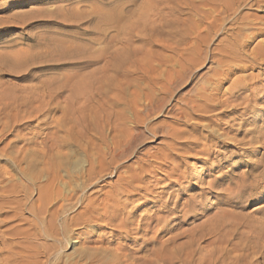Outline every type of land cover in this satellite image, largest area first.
<instances>
[{
  "label": "rangeland",
  "instance_id": "374dc122",
  "mask_svg": "<svg viewBox=\"0 0 264 264\" xmlns=\"http://www.w3.org/2000/svg\"><path fill=\"white\" fill-rule=\"evenodd\" d=\"M67 4L65 0H47L44 3H35L34 0H18L0 7L2 20L14 19L12 12H18L23 14L19 17L25 21L23 26L19 24L21 26L14 27L10 26V23L0 26V99L2 98V102L6 100L13 102L11 105L14 108L11 112L14 114H12V119L15 120H11L13 123L4 134H0L1 235L11 226L17 225L20 219L15 215L14 210L18 207L22 193L6 189L13 184L19 186L24 182L33 188L42 183L41 185H44L46 190L48 179L52 178L50 175H54L53 170L49 169L50 165L45 161L41 162L45 166L40 165L42 170L44 169L41 172V181L36 180L35 174L31 178L32 173L25 174L24 177L10 157L19 155L21 150L25 153L27 148L29 150L39 148L43 160L56 156L55 160L60 163L59 172H56V188L53 194L52 189L49 192L44 191L45 199L46 194L52 195L48 196L50 204L45 203L49 204L48 211L43 213L44 217H48L52 208L61 207L58 220L62 232L59 234L60 244L57 249L58 256L61 254L59 264H116L113 249L123 244L127 245L126 252L129 255L117 264H138L143 259L149 258L148 247L141 246L145 236L135 228L136 225L131 221L133 218H127L126 224L122 225L123 229L119 225L112 226L108 224V221L114 208L112 205L109 206L110 209L103 207L105 202L102 203V201L107 194L123 185L121 179L128 177L135 179V189L130 186L127 188H132L135 192L125 189L120 194V201L126 202L125 204L129 205H127L128 209L144 202L145 199L140 197L146 186L154 188L157 185L154 188L156 193L150 195L149 200L135 210L136 219L134 217L133 222H138L147 213L160 216L168 214L167 208L164 209L162 206V200L155 197L158 194H161L164 200H171L170 204L175 201L179 202V209L184 207V210H194L191 215L189 214L190 216H181L174 221L181 223L180 226H174L172 234L180 232L174 245L176 246L178 242L177 247L180 246V250L184 252L183 247L193 245L194 238H196L193 237L194 234L195 236L205 234L201 237L202 239L200 238L201 241L196 239V247L200 245L199 251H202L200 254L196 253L197 258L206 256L212 260V251L218 254L216 252L220 245L231 246L232 242L239 239L240 233L247 236L249 229L264 228V195L261 194L264 192V115L256 116L254 119L251 117V120L247 121L246 116L242 115L243 109L237 110L240 106L233 111L229 110L231 107L228 108L225 105L211 107L212 109L210 108L207 112L200 109V107L203 108V87L207 85L208 91L212 92L213 86L219 79L216 73L218 68L213 61L212 54L216 51L217 55L222 56L218 53L219 50L224 47H231V49L238 47L245 43L244 41L252 31H256L257 28L254 26L260 23L264 25V0H73L71 11L74 15L72 12H67ZM65 6L66 8H62ZM58 7L61 10L64 9L61 11L63 15L74 18L65 21L53 16L51 13ZM40 9L42 13L38 12ZM108 13H111V16ZM113 14L118 15L117 19L120 17L115 24L118 22L123 26L113 24ZM102 15L104 18L107 16L105 18L107 22L111 20L108 22L109 25L107 22L104 24L98 22L100 21L98 18ZM102 27L104 31H98ZM86 30L89 33H85ZM52 38L63 42L50 43ZM263 40L264 36L256 37L252 46ZM77 44L83 45L87 50H84L85 53L87 52L86 55L94 56L95 54V57L99 55L100 60L92 56L93 63L84 67L76 63V60H59L57 48L62 46L67 49V45L70 48ZM97 50L99 54H96ZM123 53L124 55L127 53L126 60L120 57ZM128 53L129 56L132 55L131 58H136L134 61H142L143 66L139 63V65L132 66L133 62L130 63L131 66L127 64V60L129 62L133 60L127 56ZM119 54L121 60L126 62L122 61L124 66L130 67L129 72L125 71L124 74L114 71L117 69L119 60L114 61L117 60ZM141 57L145 59L140 60ZM113 62L117 65H113ZM122 62L120 61L121 65ZM121 65H118L120 70H127V67L123 69L124 66ZM86 76L90 78L87 79ZM81 78H84L85 82ZM105 78H108L107 80L112 84L108 81H101V79L106 80ZM98 80L103 84L106 83L105 89L99 86L102 83ZM94 81H96L95 84L98 81V85L96 84L98 88L95 84L93 88ZM118 81H120L119 86L116 83ZM82 83L86 86L90 85L87 86L90 87L86 90L87 92L85 88L79 89ZM113 83H116L115 87ZM70 84L74 86L79 84V87L76 88ZM84 85L82 84L81 88ZM69 87L80 90V95L76 100L74 98L79 93L73 96V92L77 91ZM230 87L231 82H227L221 94L217 96L220 97L226 93ZM71 90L74 91L71 92ZM71 95L73 98L70 97ZM21 96L26 99L23 101ZM3 98L6 99L3 100ZM81 101L84 103L82 104ZM231 101L239 103L240 99ZM17 102L18 104L22 102L18 105L20 109L22 107L21 110L16 107ZM235 102L232 103L235 104ZM26 105L29 108H26ZM0 107H3L2 103ZM15 107L18 112L15 111ZM82 107L84 109L86 107L85 111ZM72 108L77 110L76 113H73L75 111ZM19 110L22 117L19 116ZM38 110H41L39 115ZM0 111L2 115L3 110ZM35 114L39 117L34 116ZM15 115L18 118H15ZM71 115L78 116L79 118L75 117L81 120L82 125L79 122V125L74 127L75 124L70 123ZM75 117L73 119L76 120ZM85 117H88L89 122H86ZM71 122L73 123L72 120ZM231 123L234 127L232 133L228 132ZM2 124L3 120L0 121V133ZM225 129L227 135L224 134ZM82 132H84L83 135ZM223 136H226V139L222 138ZM55 142L57 145L54 146ZM87 156L89 158H85ZM93 158H100L104 163L103 165L95 164V171L89 174L91 165L94 163ZM142 168L145 170L144 176L142 174L136 180V173ZM175 169L180 175L176 172L170 179L169 173ZM56 189H58L57 193ZM33 191L36 190L32 189L35 196L32 194L30 197L31 205L27 202L24 206L25 210L22 214L20 213L22 217L32 218L33 216L34 200L37 196V192ZM88 195L97 198V201L95 198L96 202L93 201L94 205L92 203L88 206L91 203L87 201ZM68 197H71L72 202H69ZM26 206L33 207V209ZM221 208L224 211H221ZM181 212L178 211L177 214H182ZM145 217L141 222L145 221ZM200 226L203 227L199 228ZM183 229L187 232L191 229L189 232H192L193 236ZM181 231L185 233L181 234ZM151 235L153 234L150 233L146 237ZM70 236L74 237L77 242L69 243ZM227 240L230 242L226 244ZM0 246L3 247L1 243ZM191 246L186 250L193 249ZM203 247L204 250H202ZM69 254L74 258L71 259Z\"/></svg>",
  "mask_w": 264,
  "mask_h": 264
},
{
  "label": "bare ground",
  "instance_id": "6f19581e",
  "mask_svg": "<svg viewBox=\"0 0 264 264\" xmlns=\"http://www.w3.org/2000/svg\"><path fill=\"white\" fill-rule=\"evenodd\" d=\"M14 1H18V0H0V7L2 6V5H4V4H6V3H8V2H14ZM68 4L66 5L67 6V12L69 13V12H72L71 10V4L73 3V0H65ZM58 5V4H57ZM66 6L65 7H62V8H66ZM79 7V6H78ZM36 8V7H35ZM47 8V7H46ZM32 9V8H31ZM33 9H34V7H33ZM35 10V9H34ZM62 10H64V9H62ZM61 9H60V7H58L57 9H55V11L54 12H52L51 14L53 15V16H55L56 18H61L62 20H65V21H69V20H72V18H74V17H66L65 15H63L62 14V11ZM101 10V9H100ZM45 11H48V10H45ZM39 13L41 12L42 13V11H41V9L38 11ZM96 12V11H95ZM97 12H100V11H97ZM102 12H105V11H102ZM107 12V11H106ZM13 13V17H14V19H1L0 18V26H5V24L6 23H10L9 25L10 26H14V27H16V26H23V24L25 23V21L23 20V18L22 17H19V16H21V15H23L22 13H18V12H12ZM67 13V14H68ZM101 13V12H100ZM100 13H98V15H101ZM47 14V13H46ZM64 14H65V12H64ZM66 14V15H67ZM72 14H73V12H72ZM88 14V13H87ZM95 14H97V13H95ZM104 14H106V13H104ZM108 14H110V16H111V13H108ZM70 15V14H69ZM74 15V14H73ZM72 15V16H73ZM76 16H77V14H75ZM91 15V14H90ZM119 16H120V13L118 14ZM118 15H116V16H118ZM29 16H31V15H29ZM71 16V15H70ZM88 16H89V14H88ZM112 16H114V14L112 15ZM116 16H114L113 17V19H112V21H114L113 22V24L114 25H120V26H123V25H121L120 23H116L115 24V21H119V19H120V17L117 19V17ZM12 16H10V18H11ZM34 17V16H33ZM79 17V16H78ZM107 17V16H106ZM105 17V18H106ZM116 17V20L114 19ZM55 18V19H56ZM82 18H84V17H82ZM100 18V17H99ZM98 18V20H100V21H98V22H100V23H102V24H104L105 22H107V20L104 18V16L102 15V17L99 19ZM75 19H76V17H75ZM111 19V18H110ZM26 20V19H25ZM74 20V19H73ZM84 21V20H83ZM111 21V20H110ZM109 20H108V22H110ZM107 22V25H109V23ZM121 23H122V21H121ZM19 24H21V25H19ZM71 24V23H70ZM101 25V24H100ZM110 25H112L111 23H110ZM114 25H112V26H114ZM96 26V25H95ZM103 26V25H102ZM108 27V26H107ZM224 27V26H223ZM252 27V26H251ZM90 28V27H89ZM97 28V27H96ZM116 28V27H115ZM118 28H120L119 26H118ZM254 28H257L256 29V31L254 30V32L252 31V33L250 34V35H248L247 36V40L246 41H244L245 43H243V44H241V45H239L238 47H235L234 49L232 48L231 49V47H224V48H222L221 50H219V52L218 53H221L222 54V56H219V55H217V53H216V51H214L215 53L214 54H212V57H213V61H214V63H216V65H217V72L216 73H218V81L215 83V85L213 86V88H212V92H209L208 91V89H207V85L206 86H204L203 87V90H204V93H203V108L202 107H200V109L201 110H203V111H206L207 112V110L209 111V109L211 108V107H217V106H220V105H225V106H227L228 108L229 107H231V108H229V110H232L233 111V109L234 110H236L235 108H238L237 106H240L237 110H240V109H243V112H242V115H244V116H246L245 118L247 119V121L248 120H251V117L254 119L256 116H259V115H264V40L261 42H257V43H255V45L253 44V46H252V42L254 41V40H256V37H258V36H264V25H261V23H260V25H256V26H254ZM98 29V28H97ZM109 29V28H108ZM123 29V28H122ZM234 29V28H233ZM252 29V28H251ZM149 30V29H148ZM246 30V29H245ZM87 31V30H86ZM85 31V33H89L88 31L86 32ZM98 31H100V32H103L104 31V29H103V27L102 28H100ZM140 31V30H139ZM146 31V30H145ZM154 31V30H153ZM118 32H119V30H118ZM127 32V31H126ZM126 32H125V34H126ZM67 33V32H66ZM123 33H124V31H123ZM128 33V32H127ZM147 33V32H146ZM148 34H149V32H148ZM231 34V33H230ZM115 35H117V34H115ZM121 35V34H120ZM136 35V34H135ZM140 35V34H139ZM119 36V35H118ZM131 36V35H130ZM144 36V35H143ZM146 36V35H145ZM153 36V35H152ZM239 36V35H238ZM120 37V36H119ZM134 37V36H133ZM207 37V36H206ZM205 37V38H206ZM242 37V36H241ZM153 38V37H152ZM240 38V37H239ZM91 39V38H90ZM132 39V38H131ZM150 39V38H149ZM154 39V38H153ZM204 39V38H203ZM208 39V38H207ZM206 39V40H207ZM130 40V39H129ZM61 40L60 39H57V38H52L51 40H50V43H57L58 44V42H60ZM205 41V40H204ZM203 41V42H204ZM208 41V40H207ZM61 42H63V41H61ZM71 42V41H70ZM99 42V41H98ZM186 42V41H185ZM131 43V42H130ZM134 43V42H133ZM208 43V42H207ZM221 43V42H220ZM70 44V43H69ZM205 44H206V42H205ZM204 44V45H205ZM63 45V44H62ZM129 45V44H128ZM132 45H135V44H132ZM207 45V44H206ZM205 45V47H207ZM73 46V45H72ZM130 46V45H129ZM225 46V45H224ZM233 46V45H232ZM55 47V46H54ZM133 47H135V46H133ZM204 47V49H206ZM67 49H65V48H63L62 46L61 47H59V48H57V50H58V53H57V55H58V57H59V60L60 59H70L71 61L72 60H76L75 62L76 63H79V64H81L83 67L85 66V65H89L90 63H93V59L92 58H96L95 57V54L94 53H92V54H94V56L92 57V56H88V55H86V53L84 52V50H85V48L83 47V45H81V44H77V45H75V46H73V47H68V45H67V47H66ZM219 48V47H218ZM56 49V48H55ZM93 50H94V48H92ZM203 49V50H204ZM92 50V51H93ZM100 50V49H99ZM103 50V49H102ZM102 50L100 51L101 53H102ZM127 50V49H126ZM126 50H125V52H126ZM133 50V49H132ZM132 50H131V52H132ZM216 50V49H215ZM85 51H87V50H85ZM129 51V50H128ZM134 52L136 51V50H133ZM57 52V51H56ZM97 52H98V50H97ZM130 52V53H131ZM136 52H138V51H136ZM207 52V51H206ZM90 53V52H89ZM96 54H99V52L98 53H96ZM127 54V53H126ZM126 54L124 55V53L122 54V56H120V54L117 56V60H115L114 62H117L118 60H119V63L117 62V64L118 65H121V63H120V61L122 62L123 60H126V58H125V56H126ZM133 54H136V53H133ZM124 55V56H123ZM122 57V59L123 60H121V58L120 57ZM127 56H129V53H128V55ZM135 57H137L136 55H134ZM92 57V58H91ZM100 56L98 55V57L97 58H99ZM119 57V58H118ZM130 58L132 57V55L131 56H129ZM128 57V58H129ZM145 57V56H144ZM227 57V58H226ZM101 58V57H100ZM100 58H99V60H100ZM103 58V57H102ZM133 58H131V60H132ZM134 59H136V58H134ZM134 59L132 60V61H130L129 62V60H127V64H130L131 62H133V64H132V66L134 65V64H136V65H142V61H140V62H138L137 60H135L134 61ZM145 59V58H144ZM144 59H142V57L140 58V60H144ZM58 60V59H57ZM169 60V59H168ZM96 61V60H95ZM98 61V60H97ZM106 61V60H105ZM137 61V62H136ZM193 61V60H192ZM112 63L113 65L115 64V65H117L116 63ZM123 62H125V61H123ZM122 62V63H123ZM129 62V63H128ZM142 62V63H141ZM15 63V62H14ZM126 63V62H125ZM139 63V64H138ZM144 63H146V61L144 62ZM149 63V62H148ZM110 65V64H109ZM118 65H117V69H115V67H114V71H116V72H118V71H120V73L121 72H123V74L125 73V71H127V72H129V70L128 69H130V67H127V65H125L124 66V63L121 65L122 67H123V69H126L125 67H127V70H120V68L118 67ZM135 65V66H136ZM130 66H131V64H130ZM134 66V67H135ZM143 66V65H142ZM107 67V66H106ZM111 67V66H110ZM122 67H121V69H122ZM113 68V67H112ZM136 68H137V66H136ZM143 68V67H142ZM105 69V68H104ZM138 69H139V67H138ZM140 69H141V66H140ZM79 70V69H78ZM112 70V69H111ZM257 70V71H256ZM113 71V72H114ZM136 71V70H135ZM155 72V71H154ZM257 72V73H256ZM90 73V72H89ZM106 73V71L104 72V74ZM215 73V72H214ZM79 74V73H78ZM92 75V74H91ZM119 75V74H118ZM172 75V74H171ZM88 76H89V74H88ZM170 76V75H169ZM87 77V76H86ZM112 77V76H111ZM85 78V77H84ZM84 78H81V79H83V81L85 82V80H84ZM90 78V77H89ZM88 77H87V79H89ZM174 78V77H173ZM86 79V78H85ZM86 79V80H87ZM104 79V78H103ZM106 79V78H105ZM108 79V78H107ZM102 80L101 79V81H103V82H105V81H108V80ZM113 79V78H112ZM112 79H110V80H112ZM67 80H68V78H67ZM54 81V80H53ZM52 81V82H53ZM66 81V80H65ZM64 81V82H65ZM82 81V82H83ZM88 82H89V80H87ZM99 81V83H102L100 80H98ZM98 81H97V83H98ZM79 82L81 83V81L79 80ZM79 82H77V83H79ZM93 82V81H92ZM95 82L96 81H94V83H92V86H93V84H95ZM108 82H110V81H108ZM120 81H118V82H116L117 83V85L119 86L120 84H118ZM209 82V81H208ZM227 82H231V87L229 88V90H227L226 91V93H224V94H222V95H220V97H218L219 95L218 94H221V92H222V89H223V87H224V85L227 83ZM60 83V82H59ZM68 83V82H67ZM96 83V84H97ZM115 83V84H116ZM52 84V83H51ZM83 85H84V83H82ZM82 84H77V86H74V84L72 85V84H70V85H72L73 87H79L80 86V90H82V89H84L85 88V91L88 89V88H90V87H87V86H90V85H84L83 86V88H81V85ZM85 84H87V82L85 83ZM96 84H95V86H96ZM110 84H112V82H110ZM114 83H113V87H115L114 85H115ZM69 85V84H68ZM79 85V86H78ZM98 85V84H97ZM61 86H63V85H61ZM60 86V87H61ZM65 86V85H64ZM63 86V87H64ZM67 86V85H66ZM95 86H93V88L95 87ZM99 86L101 87H103L104 89H105V86H106V83H102V85H100L99 84ZM73 87H69V89L70 88H73ZM87 87V88H86ZM97 87V86H96ZM99 87V88H100ZM212 87V86H211ZM54 88H56V87H54ZM74 89V90H78V89ZM98 88V87H97ZM57 89V88H56ZM55 90V89H54ZM60 90H62L61 88H60ZM74 90H71V92H73ZM79 90V91H80ZM91 90H92V87H91ZM97 90H103V89H97ZM56 91V90H55ZM79 91H77V92H73V96H74V94H76V93H79ZM84 91V90H83ZM96 91V90H95ZM82 92V91H81ZM87 92V91H86ZM55 93V92H54ZM90 93V92H89ZM227 93H229L228 95H227ZM60 94V93H59ZM71 94V93H70ZM4 95H6V94H4ZM79 95H80V93L79 94H77L76 95V98H74L75 100L77 99V96L79 97ZM120 95V94H119ZM218 95V96H217ZM227 95V96H226ZM10 96V95H9ZM24 96V95H23ZM23 96H21L22 98H23V101L26 99V98H24ZM25 96H27V95H25ZM52 96V95H51ZM59 96V95H58ZM202 96V95H201ZM28 97V96H27ZM70 97H72V95L70 96ZM70 97H69V99H70ZM88 97V96H87ZM97 97V96H96ZM20 98V97H19ZM31 98V97H30ZM29 98V99H30ZM33 98V97H32ZM38 98H39V96H38ZM73 98V97H72ZM72 98H71V100H72ZM81 98H83V97H81ZM89 98V97H88ZM6 99V98H5ZM4 98H3V100H5ZM15 99V98H14ZM74 99L72 100V101H74ZM85 99V98H84ZM239 99H240V102L238 103H236L235 101H231V100H238L239 101ZM1 100V103H2V105H3V107H0V110H3V116L0 114V117H1V119H0V121H2L3 120V124H2V128H1V135L2 134H4V132L5 131H7L8 130V128L10 127V125H12V123H11V120H14V119H12V116L14 115L13 114V112H11V111H13V109L12 108H14V107H12V105H11V103L13 104V102H8L7 100H6V102H2V98L0 99ZM11 100H12V98H11ZM10 100V101H11ZM16 100V99H15ZM17 100H19L18 98H17ZM33 99H31V101H32ZM55 100V99H54ZM86 100L88 101V99L86 98ZM86 100H84V101H86ZM35 101V100H34ZM78 101V100H77ZM86 101V102H87ZM96 101V100H95ZM15 102V101H14ZM82 102V101H81ZM232 102H235V104L234 103H232ZM1 103H0V105H1ZM22 103V102H21ZM20 103V104H21ZM26 103H27V101H26ZM33 103V102H32ZM79 103V102H78ZM84 102H82V104H83ZM20 104H18V102H17V106L16 107H18V105H20ZM42 104V103H41ZM48 104V103H47ZM70 104V103H69ZM73 104H74V102H73ZM81 104V103H80ZM82 104H81V106H82ZM108 104H109V102H108ZM28 105V104H27ZM26 105V108L28 107ZM31 105V104H30ZM196 105V104H195ZM202 105V104H201ZM22 106V105H21ZM41 106H43V105H41ZM40 106V107H41ZM78 105H76V107H77ZM83 106H86V105H83ZM91 106V105H90ZM15 107V108H16ZM23 107H25V106H23ZM32 107V106H31ZM39 107V109H41ZM72 107V106H71ZM75 107V106H74ZM89 107V106H88ZM88 107H87V110H88ZM223 107V106H222ZM19 108V107H18ZM29 108V107H28ZM35 108V107H34ZM44 108V107H43ZM83 108V107H82ZM195 108V107H194ZM197 108V107H196ZM199 108V107H198ZM12 109V110H11ZM20 109V108H19ZM21 109H22V107H21ZM20 109V110H21ZM30 109H32V108H30ZM67 109V108H66ZM70 106H69V108H68V110L70 111ZM73 109V108H72ZM84 109V108H83ZM85 109H86V107H85ZM85 109H84V111H85ZM91 109V108H90ZM212 109V108H211ZM17 110V108L15 109V111ZM20 110H19V116H23V115H21L20 114ZM23 110H24V108H23ZM36 110V109H35ZM74 110V109H73ZM95 110V109H94ZM194 110H196V109H194ZM26 111V110H25ZM33 111H34V109H33ZM39 111H41V110H38V115H39ZM65 111H67V110H65ZM75 111V110H74ZM77 111V110H76ZM76 111L75 112H73V113H76ZM83 111V112H84ZM89 111V110H88ZM1 112V111H0ZM16 112H18V111H16ZM24 112V111H23ZM90 112V111H89ZM238 112V111H237ZM2 113V112H1ZM41 113V112H40ZM120 113V112H119ZM239 113H241L240 111H239ZM13 114V115H12ZM17 114V113H16ZM30 114V113H29ZM68 114H70V113H68ZM68 114H66V115H68ZM84 114H86L87 115V113H85L84 112ZM118 114V113H117ZM213 114V113H212ZM18 115V114H17ZM37 115V116H38ZM85 115V116H86ZM119 115V114H118ZM183 115V114H182ZM34 116H36V114L34 115ZM36 116V117H37ZM72 116V119L70 118V116H69V119H71L72 121H73V123L71 122V120H70V123L71 124H75V126L74 127H76V125H79V122L81 121L80 119L78 120V116H76V117H78V118H76L75 116V118H76V120L75 119H73L74 117H73V115H71ZM89 116V115H88ZM120 116V115H119ZM29 117V116H28ZM39 117V116H38ZM68 117V116H67ZM90 117V116H89ZM222 117V116H221ZM220 117V118H221ZM15 118H18L16 115H15ZM20 118V117H19ZM31 118V117H30ZM86 118V117H85ZM88 118V117H87ZM86 118V119H87ZM101 118V117H100ZM240 118H242L241 116H240ZM95 120V119H94ZM108 120V119H107ZM230 120H231V118H230ZM15 121V120H14ZM16 121H17V119H16ZM56 121H58V120H56ZM65 121V120H64ZM61 122V121H60ZM86 122H89L88 121V119L86 120ZM92 122V121H91ZM91 122H90V124H91ZM229 122V121H228ZM11 123V124H10ZM247 123V122H246ZM65 124V123H64ZM63 124V125H64ZM80 124H81V122H80ZM89 124V125H90ZM95 124V123H94ZM195 124V123H194ZM206 124V123H205ZM230 124V123H229ZM241 124V123H240ZM244 125H245V123H243ZM82 125V124H81ZM87 125V124H86ZM219 125V124H218ZM88 126V125H87ZM87 126H83V127H86L87 128ZM72 127V126H71ZM73 127V128H74ZM236 127V126H235ZM237 127H238V125H237ZM66 128V127H65ZM77 128H78V126H77ZM105 128V127H104ZM75 129V128H74ZM215 129V128H214ZM240 129V128H239ZM67 130V129H66ZM213 130V129H212ZM87 131V130H86ZM219 131V130H218ZM225 132H224V134L225 135H227V132H226V129L224 130ZM232 131H234V127H233V124L231 123V125L229 126V128H228V132H231L232 133ZM253 131V130H252ZM65 132V131H64ZM72 132H74V131H72ZM211 132H213V131H211ZM210 132V133H211ZM69 133H70V131H69ZM84 134V132H82V135ZM229 134V133H228ZM262 134V133H261ZM69 135V134H68ZM218 135V134H217ZM71 136V135H70ZM221 136V135H220ZM233 136V135H232ZM225 137V139H226V136H223L222 138H224ZM230 137V136H229ZM75 138V137H74ZM202 139V138H201ZM61 140V139H60ZM198 140V139H197ZM230 140V139H229ZM62 141H64V139L62 140ZM66 141V140H65ZM118 141V140H117ZM122 141V140H121ZM67 143V142H66ZM62 144V143H61ZM55 145H57L56 144V142L54 143V146ZM65 145V144H64ZM80 145V144H79ZM83 145V144H82ZM251 145V144H250ZM175 146V145H174ZM173 146V147H174ZM53 147V146H52ZM87 147V146H86ZM117 147V146H116ZM54 148V147H53ZM122 148V147H121ZM195 148V147H194ZM193 148V149H194ZM39 148H32V149H25L26 150V152L25 153H22V150H21V153L19 154V155H15V156H13L12 155V157H10V158H12V160L14 161V163L18 166L17 168H19L18 170L22 173V174H24V177L27 175V174H29L30 175V173H32L31 174V178H32V175L34 176V174H35V176H36V180L38 179V180H40L42 177H41V172H43L44 171V169L42 170V167L40 166L43 162H48V164L50 165V170L52 171L53 170V172H54V175H50L52 178L51 179H48L49 181H48V188H46V190H45V187H44V185H41V184H38L37 185V182H36V185L37 186H35L34 184H31V185H33V186H35L36 188H33L32 186H29L28 184L26 185V183H24V182H22V183H20V185L19 186H17V185H12L9 189L7 188L6 190L7 191H15V193H17V191L18 192H20V193H22V198L18 201L19 203H18V207L17 208H15L16 210H14V212H15V215L16 216H18L20 219H19V222L17 223V225H15L14 227L13 226H11V228H5V229H8L7 231H4L3 232V234L1 235V232H0V243L2 244V246L3 247H1L0 246V264H59V256L61 255L60 253V255L58 256V251H57V249L59 248V234L60 233H62L61 232V228L59 227V225H58V220H59V217H60V211H61V207L59 208V207H55L54 209L52 208L50 211H49V216L48 217H44L43 215V213H45L46 211H48L47 210V208L49 207V202H50V200H49V197L48 196H50V195H52L53 194V190H54V188H56L55 186V183H56V180H57V171H58V168H59V166H60V163H58L56 160H55V158L57 159V157L56 156H51V157H48L47 158V160H43L44 158H43V156L41 155V153H40V149L38 150ZM86 150H87V148H86ZM192 151V150H191ZM196 151H198V150H196ZM24 152V151H23ZM91 152V151H90ZM170 153V152H169ZM60 155V154H59ZM62 155V154H61ZM60 155V157H63V155L61 156ZM45 156V155H44ZM94 156V155H93ZM98 156V155H97ZM167 156V155H166ZM165 156V157H166ZM189 156V155H188ZM46 157V156H45ZM99 157V156H98ZM158 157V156H157ZM42 158V159H41ZM59 158V157H58ZM85 158H89L88 156L87 157H85ZM163 158V157H162ZM7 159V158H6ZM94 159V163L91 165V169L89 170L90 171V173L89 174H92V172H94L95 171V169L94 168H96V165L95 164H99V165H103V160L102 159H100V158H97V159H95V158H93ZM100 159V160H99ZM158 159H160V157L158 158ZM157 159V160H158ZM113 160H115V159H113ZM112 160V161H113ZM119 161V160H118ZM146 161V160H145ZM42 162V163H41ZM87 162V161H86ZM90 162V161H89ZM120 162V161H119ZM24 163H26L25 165H22V164H24ZM62 163V162H61ZM147 163V162H146ZM47 164V163H46ZM42 165H44V164H42ZM107 165V164H106ZM45 166V165H44ZM66 166V165H65ZM159 166V165H158ZM176 166V165H175ZM178 166V165H177ZM16 167V166H15ZM41 167V168H40ZM48 168V167H47ZM104 168V167H103ZM159 168V167H158ZM187 168V167H186ZM104 169H106V168H104ZM146 169V168H145ZM168 169V168H167ZM42 170V171H41ZM172 170H174V169H172ZM103 171V170H102ZM101 171V172H102ZM145 170H144V168H142L139 172H137L136 174H137V178H136V180H138L139 178H140V176H142V174L143 173H145L144 172ZM167 171H169V170H167ZM178 171V170H177ZM176 169H175V171H173V172H170L169 173V178L171 179V177L174 175V174H176ZM9 172V171H8ZM29 172V173H28ZM53 172H51L52 174H53ZM59 172V171H58ZM191 172V171H190ZM263 171H261V173H262ZM127 173V172H126ZM165 173V172H164ZM183 173H184V171H183ZM192 173V172H191ZM26 174V175H25ZM88 174V175H89ZM135 174V175H136ZM155 174V173H154ZM166 174V173H165ZM177 174H179V172H177ZM180 175V174H179ZM183 175V174H182ZM143 176H144V174H143ZM127 177V176H126ZM160 177V176H159ZM158 177V178H159ZM167 177V176H166ZM19 178V177H18ZM35 178V177H34ZM48 178V177H47ZM183 178V177H182ZM143 178L141 177V180H142ZM170 179H169V181H170ZM246 179V178H245ZM42 180V179H41ZM40 180V181H41ZM89 180H91V179H89ZM123 180V181H122ZM135 180V179H134ZM134 180H133V178H123V179H121V182H122V184L123 185H121L119 188H117L116 187V189L115 190H111V192L110 193H108L107 194V196H106V198H104L103 200L104 201H102V203L103 202H105V204H104V208H109V206L110 205H112L113 206V208H114V210H113V212H112V215L110 216V219H109V221H108V224H111L112 226H121L122 228L121 229H123V226L122 225H125L126 224V221H127V218H133V220H134V217H135V210L138 208V207H140L143 203H145V202H147L148 200H149V198H150V195H152L153 193H156V192H154L155 190H154V188L157 186H155L154 188H153V186H146L145 187V189L143 190L144 192H143V194L141 195V197L140 198H144L145 200H144V202H142V203H140V204H136V205H134L132 208H130V209H128L129 207V205L128 204H125L126 202H121L120 201V194L121 193H123V190H125V189H128L127 187L128 186H130V187H133L134 188ZM177 180V179H176ZM92 181V180H91ZM168 181V180H167ZM167 181H166V184H167ZM168 181V182H169ZM239 181V180H238ZM243 181V180H242ZM35 182V181H34ZM34 182H32V183H34ZM163 182V181H162ZM175 182H177V181H175ZM159 183V182H158ZM163 183H165V182H163ZM241 183V182H240ZM240 183H237V184H240ZM246 182H244V184H245ZM83 184V183H82ZM153 184V183H152ZM247 184V183H246ZM253 184V183H252ZM260 184V183H259ZM112 185V184H111ZM169 185V184H168ZM240 185H242V184H240ZM239 185V186H240ZM7 186V185H6ZM57 186H58V184H57ZM118 186V185H117ZM137 186H140V185H137ZM164 186V185H163ZM230 186V185H229ZM238 186V185H237ZM32 187V188H31ZM83 187V186H82ZM85 187V186H84ZM87 187V186H86ZM144 187V186H143ZM245 187V186H244ZM58 188V187H57ZM78 188H81V187H78ZM168 188V187H167ZM229 188H231V187H229ZM239 188H241V187H239ZM32 189L33 190H36V191H33V192H37V196H36V198H35V200H34V204H35V210L33 211L34 213H33V216H32V218H29V217H22V216H20V213L22 214V211L23 210H25V208H24V206L27 204V202H29V200H30V197L32 196ZM52 189V190H51ZM73 189V188H72ZM135 189V188H134ZM140 189V188H139ZM228 189V188H227ZM237 189V188H236ZM51 190V192H52V194H50V195H47L46 194V199L44 198V191H50ZM110 190V189H109ZM128 190H132V191H134L132 188L131 189H128ZM137 191L136 192H138L139 190L138 189H136ZM235 190V189H234ZM57 191H58V189H56V193H57ZM70 191V190H69ZM131 191V192H132ZM107 192V191H106ZM128 192H130V191H128ZM130 192V193H131ZM135 192V191H134ZM162 192V191H161ZM13 193V192H12ZM139 193V192H138ZM200 193V192H199ZM230 193H232V192H230ZM54 194H55V191H54ZM76 194V193H75ZM233 194V193H232ZM34 195V194H33ZM132 195V194H131ZM156 195V194H155ZM192 195V194H191ZM206 195V194H205ZM222 195V194H221ZM35 196V195H34ZM64 196H66V195H64ZM196 196V195H195ZM51 197V196H50ZM75 197V196H74ZM155 197H159L160 198V200H162V202H163V208L164 209H166L167 208V215H163V216H160V215H155L154 213H152V214H150V213H147V215H144V216H146L145 217V221L144 222H141V220L143 219V217L141 218V219H139L138 220V218H137V220H138V222H136V221H134L133 222V220H131L132 221V223L133 224H135L136 225V227L135 228H137L138 229V231H141L142 233L141 234H143V236H145V238L143 239V241L141 242V246L143 247V248H147V249H149V251H150V256H149V258L146 260V259H143L142 260V262L141 263H138V264H175V263H180V264H262L263 262H264V228H257L256 230H250L249 229V233L247 234V236H245L244 234H242V233H240V236H239V239H237L236 238V236H235V238L237 239V240H239V241H237L236 240V242H232L230 245L231 246H229L227 243H228V241L230 242V240H227V242H226V244H227V246H219L220 248L219 249H217L218 251L216 252V253H218V254H214V252L212 251V255H211V258H212V260L210 259V258H208V257H206V256H201V257H198L197 258V256H198V254H200V252H202V251H199V249H200V245H198L197 247H196V245H197V243H196V239L198 240H200V238L201 237H204L205 236V234H200L199 236H195V234H194V236H193V234H192V232H189L191 229H192V227H191V229L189 230L188 229V232L187 231H185L184 229V231L187 233V234H189V233H191L192 234V236L193 237H196V238H194V241H193V245L191 246V248L193 247V249H191V250H189V251H187L186 249H187V247H183L182 249H185V252H184V250H180V246H178L177 247V245H178V242H177V245L175 246L174 244V242H175V240L177 239L176 237H178V235L180 236V232H177V233H174V234H172V230H173V228H174V226L176 227V225H179L180 223L178 222V223H175L174 221L175 220H178L181 216H187V215H191L193 212H194V210H190L189 208V210H184L183 208L182 209H179V207H178V203L179 202H177V201H175L173 204H170V202H171V200H164L163 199V196L161 195V194H158V195H156ZM66 198V197H65ZM69 198V197H68ZM71 198V197H70ZM69 198V202H72L71 201V199ZM79 198V197H78ZM82 198V197H81ZM96 198V197H95ZM95 198L92 196L91 197V195H88V197H87V201H88V203H90V205L88 204V206H91V204L92 205H94V202L93 201H95ZM153 198V197H152ZM32 199V198H31ZM53 199V198H52ZM80 199H78V201H79ZM153 200V199H152ZM186 200V199H185ZM194 200V199H193ZM197 200H199V199H197ZM201 200V199H200ZM31 201V200H30ZM44 201H47V202H44ZM68 201V200H67ZM96 201H97V198H96ZM95 201V202H96ZM99 201V200H98ZM187 201V200H186ZM185 201V202H186ZM51 202H53V201H51ZM82 202V201H81ZM30 203V202H29ZM28 203V204H29ZM45 203H49V204H45ZM73 203H74V201H73ZM33 204V203H32ZM201 204V203H200ZM30 205H31V203H30ZM29 205V206H30ZM46 205H47V207H46ZM53 205V204H52ZM71 205V204H70ZM128 205V206H127ZM28 206V207H29ZM72 206H73V204H72ZM181 206V205H180ZM184 206H186V205H184ZM27 207V206H26ZM27 207V208H28ZM33 207L31 208V207H29V208H31V209H33ZM71 207V206H70ZM93 207V206H92ZM95 207V206H94ZM99 207V206H98ZM191 207V206H190ZM192 207H194V206H192ZM74 208V207H73ZM88 208V207H87ZM160 208V207H159ZM162 208V209H163ZM101 209V208H100ZM110 209V208H109ZM158 209V208H157ZM103 210V209H102ZM219 210V209H218ZM28 211V210H27ZM65 211V210H64ZM67 211V210H66ZM178 211H182L181 213L182 214H177L178 213ZM197 211V210H196ZM201 211V210H200ZM221 211H224V209L222 210V208H221ZM149 212V211H148ZM219 214H220V212L219 211H217ZM160 213V212H159ZM217 213V214H218ZM48 214V212L46 213V215ZM93 214V213H92ZM99 214V213H98ZM176 214V215H175ZM195 214V213H194ZM222 214V213H221ZM223 214H225V213H223ZM80 215V214H79ZM88 215V214H87ZM93 215H95V214H93ZM189 215V216H190ZM81 216V215H80ZM82 216H83V214H82ZM86 216V215H85ZM88 216H90V215H88ZM87 216V218H89ZM96 216V215H95ZM98 216V215H97ZM100 216H101V214H100ZM17 217V218H18ZM78 217V216H77ZM76 217V218H77ZM234 217V216H233ZM80 218V217H79ZM87 218H85V219H87ZM91 218V217H90ZM93 218H94V216H93ZM78 219V218H77ZM83 219V218H82ZM135 219H136V217H135ZM4 220V219H3ZM88 220V219H87ZM98 220V219H97ZM101 220V219H100ZM83 221V220H82ZM90 221V220H89ZM3 222V221H2ZM73 222V221H72ZM92 222V221H91ZM217 224V223H216ZM14 225V224H13ZM215 225V224H214ZM217 225H219V224H217ZM180 226V225H179ZM221 226V225H220ZM234 226V225H233ZM232 226V227H233ZM235 226H236V224H235ZM234 226V227H235ZM201 227H203V226H200L199 228H201ZM218 227V226H217ZM221 227H223V226H221ZM264 227V226H263ZM63 228V227H62ZM119 228V227H118ZM180 228V227H179ZM236 228V227H235ZM234 228V229H235ZM64 229V228H63ZM75 229V228H74ZM182 229V228H181ZM180 229V230H181ZM233 229V230H234ZM237 229V228H236ZM67 230V229H66ZM179 230V231H180ZM239 230V229H238ZM238 230H237V232H238ZM63 231V230H62ZM65 231V230H64ZM70 231V230H69ZM73 231V230H72ZM71 231V232H72ZM182 232L181 231V234H183V233H185V232ZM192 231H193V229H192ZM195 231V230H194ZM205 231V230H204ZM219 231V230H218ZM250 231H252L251 232V234H250ZM70 232V233H71ZM74 232V231H73ZM123 232V231H122ZM203 232V231H202ZM231 232V231H230ZM240 232V231H239ZM244 232H245V230H244ZM69 233V232H68ZM150 233H152L153 235H151V236H149V237H146V236H148ZM169 233H171V235L169 234ZM194 233V232H193ZM195 233H196V231H195ZM198 233H199V231H198ZM197 233V234H198ZM205 233V232H204ZM210 233V232H209ZM216 233V232H215ZM233 233H234V231H233ZM71 234H73V233H71ZM75 234H76V231H75ZM190 234V235H191ZM239 234V233H238ZM250 234V235H249ZM66 235V234H65ZM168 235V236H167ZM211 235H212V232H211ZM231 236H232V234H230ZM230 235H229V237H230ZM244 235V236H243ZM67 236V235H66ZM192 236H189L188 235V237H192ZM238 236V235H237ZM71 237V236H70ZM69 237V239H68V242L69 243H71V244H73V243H76L77 242V240L76 239H74V237H71L70 238ZM221 238V237H220ZM231 238H233V237H231ZM189 239V238H188ZM202 239V238H201ZM204 239V238H203ZM201 241V240H200ZM234 241H235V239H234ZM63 242V241H62ZM189 242V241H188ZM186 244H187V242H185ZM189 243H191V242H189ZM70 244V245H71ZM201 244V243H200ZM181 245H183V244H181ZM189 245V244H188ZM61 246H62V244H61ZM127 245H118L117 247H115L113 250H114V255H115V260H116V262L117 263H121V259L123 260H125L126 258H128L127 256L129 255L126 251H127V249L126 248H128V247H126ZM172 246V247H171ZM189 246V247H190ZM141 247V248H142ZM174 247V248H173ZM177 247V248H176ZM180 247V248H179ZM189 247H188V249H189ZM63 248V247H62ZM202 250H204V247H203V249ZM105 251V250H104ZM148 251V252H149ZM99 253L101 252V251H98ZM197 252H199L198 254H197V256H196V253ZM71 254V253H70ZM69 254V257H71V259H72V255H70ZM202 255V254H201ZM204 255V254H203ZM209 255V254H208ZM62 258V257H61ZM68 258V257H67ZM74 258V257H73ZM117 258V259H116ZM101 259V258H100ZM129 259H130V256H129ZM66 261V260H65ZM64 261V262H65ZM114 261V260H113ZM67 262V261H66ZM105 262V261H104ZM116 263V264H117ZM73 264V263H72ZM80 264V263H79ZM97 264V263H96ZM105 264V263H104ZM135 264V263H134Z\"/></svg>",
  "mask_w": 264,
  "mask_h": 264
},
{
  "label": "snow or ice",
  "instance_id": "6c2138e0",
  "mask_svg": "<svg viewBox=\"0 0 264 264\" xmlns=\"http://www.w3.org/2000/svg\"><path fill=\"white\" fill-rule=\"evenodd\" d=\"M35 3H44L47 2V0H34ZM262 195H264V192L261 193Z\"/></svg>",
  "mask_w": 264,
  "mask_h": 264
}]
</instances>
